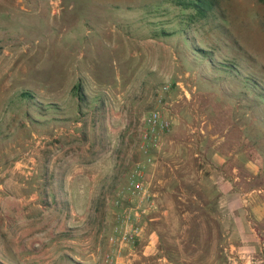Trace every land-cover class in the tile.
Masks as SVG:
<instances>
[{
	"label": "rangeland",
	"instance_id": "1",
	"mask_svg": "<svg viewBox=\"0 0 264 264\" xmlns=\"http://www.w3.org/2000/svg\"><path fill=\"white\" fill-rule=\"evenodd\" d=\"M185 3L212 7L211 0H0V196L31 178L44 188L51 178L98 174L118 162L141 114L155 108L169 127L140 149L148 211H160L156 164L175 190L164 207H207L218 193L209 180L220 169L238 177L245 206L251 195L264 197V99L229 76L217 78L184 40L216 44L264 87V0H215L216 16L183 35L176 29ZM135 203L114 199L111 213L122 221ZM166 219L161 224L172 226L198 218ZM64 220L66 232L82 223L76 214ZM255 231L256 240L264 236ZM140 247L139 240L124 244L115 255L136 253L132 264H141Z\"/></svg>",
	"mask_w": 264,
	"mask_h": 264
},
{
	"label": "crops",
	"instance_id": "2",
	"mask_svg": "<svg viewBox=\"0 0 264 264\" xmlns=\"http://www.w3.org/2000/svg\"><path fill=\"white\" fill-rule=\"evenodd\" d=\"M141 115L142 122L130 136L128 148L119 150L121 158L105 164L98 174L51 178L44 182V188L41 179L31 178L20 183L15 192L0 196V264H103L105 254L114 250L106 236L122 222L111 213L110 202L119 198L134 200L128 185L130 174L144 160L140 149L147 115L145 112ZM156 165L151 169L162 189L154 190L153 200L160 211L152 214L150 210L132 219L141 227L135 240L141 243V264H264V243L260 242L264 236L256 240L257 231L254 232L257 229L264 234L263 196L251 195L245 206L239 199L242 189L238 188V177L225 178L223 169H216L217 178L209 181L215 184L218 193L207 207L180 209L173 204L164 207L165 194L174 188L161 177L160 164ZM206 166L211 167L209 163ZM78 196L79 205L75 203ZM75 214L82 218V223L74 232H66L64 218ZM187 215L198 218L197 223L161 224L168 217ZM88 241L91 252L84 246ZM169 245L176 249L172 254L165 251ZM129 255L126 253L122 258L118 253L113 264H132L137 255Z\"/></svg>",
	"mask_w": 264,
	"mask_h": 264
},
{
	"label": "trees",
	"instance_id": "3",
	"mask_svg": "<svg viewBox=\"0 0 264 264\" xmlns=\"http://www.w3.org/2000/svg\"><path fill=\"white\" fill-rule=\"evenodd\" d=\"M211 1L212 7H205L203 4L197 5L195 3H191L189 6L185 3V12L180 13L182 19L179 20L178 24H180V27L176 29V32L185 35V31L188 27L198 24H200V26H198L199 29H204V25L200 23V21L212 19L216 16L215 0ZM162 32L164 34L166 33L164 31ZM184 40L188 42L189 47L197 57L204 60L210 69L218 73L217 78L224 79L226 76H229L237 82L241 89L245 88L258 97V99H264V87L260 81L249 72L243 74L242 71L239 70L240 68H238L240 63L235 56L223 54L216 44L214 46L212 44L196 46L195 43L190 41V38L184 36ZM216 51L220 54V58L217 57ZM227 52L231 54V48H227ZM79 87V85H76L74 88L76 89L77 95H81ZM21 95L24 97L27 95L29 96L27 92H23Z\"/></svg>",
	"mask_w": 264,
	"mask_h": 264
},
{
	"label": "built area",
	"instance_id": "4",
	"mask_svg": "<svg viewBox=\"0 0 264 264\" xmlns=\"http://www.w3.org/2000/svg\"><path fill=\"white\" fill-rule=\"evenodd\" d=\"M167 86L163 85L159 88L160 93L165 90ZM147 124V129L143 132V139L147 137L155 138L156 133L166 131L169 127V121L164 118L159 110H152L148 116L144 118ZM150 158L148 157V160ZM130 189L136 199L135 206L130 207L125 212L120 226H115L113 233L106 236L107 242L114 248L108 251L103 259V264L115 263V252L124 244L134 242L141 231V227L134 223L132 219L139 218L142 214H146L151 206V191L145 184L144 173L140 169H135L129 178ZM117 203V200L115 201ZM119 251V250H118ZM118 254V252H117Z\"/></svg>",
	"mask_w": 264,
	"mask_h": 264
}]
</instances>
